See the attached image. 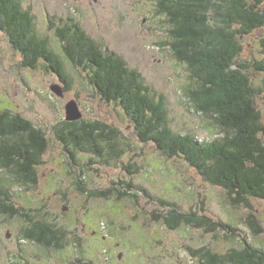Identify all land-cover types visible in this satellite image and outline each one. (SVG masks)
<instances>
[{
  "label": "rangeland",
  "instance_id": "rangeland-1",
  "mask_svg": "<svg viewBox=\"0 0 264 264\" xmlns=\"http://www.w3.org/2000/svg\"><path fill=\"white\" fill-rule=\"evenodd\" d=\"M22 1L35 13L40 33L50 38L63 58L73 89L63 96L55 93L53 84L64 85L59 77L44 65L24 67L21 53L0 30V109L30 119L49 140L35 184H19L10 171L0 167V186L6 183L13 203L28 213V220L49 222L63 230V237L59 244L36 245L21 235L30 225L26 216L0 213V264H74L78 259L87 264H206L196 255L200 248L225 253L242 248L244 238L264 251V199L251 197L252 212L262 227L256 232L247 223L250 211L231 204L226 190L204 180L182 158H169L141 141L120 106L100 98L86 67L66 58L62 43L49 27L50 20L60 24L75 16L104 47L142 72L154 91L166 95L176 131L208 140L222 136L218 126L194 111L189 98L193 79L172 54L167 18L158 11L156 1ZM263 37L264 27L243 38L240 56V62L250 65L248 75L257 86H262L264 76L252 63L264 58ZM255 98L264 121V90ZM72 99L83 114L76 121L99 120L117 131L118 157H100L80 149H73L72 156L67 152L53 126L66 119V105ZM143 187L151 197L139 191ZM159 199L175 202L182 212L205 208L211 217L235 227V233L209 232L186 223L172 229L164 216L158 217L172 211ZM77 239L80 246L73 243Z\"/></svg>",
  "mask_w": 264,
  "mask_h": 264
},
{
  "label": "trees",
  "instance_id": "trees-1",
  "mask_svg": "<svg viewBox=\"0 0 264 264\" xmlns=\"http://www.w3.org/2000/svg\"><path fill=\"white\" fill-rule=\"evenodd\" d=\"M155 1L158 11L167 18L172 54L193 79L189 98L194 111L218 126L222 136L208 140L176 131L166 95L154 91L142 72L130 66L121 54L104 47L75 16L62 19L60 24L50 20L49 27L62 43L66 58L73 65L86 67L100 98L120 106L141 141L169 158H182L204 180L226 190L231 204L250 211L247 223L260 232L251 197L264 199V121L255 98L264 90V77L262 86H257L248 75L250 65L240 62V56L243 38L264 27V0ZM0 30L21 53L24 67L44 65L64 83L66 92L73 89L63 58L50 38L40 33L35 13L22 0H0ZM260 46L264 53V37ZM252 66L264 76V58L255 60ZM53 128L71 156L73 149L109 158L121 153L115 139L117 131L102 121L62 120ZM48 146L42 128L11 109H0V167L10 171L17 183L37 182V166L43 162ZM5 185L0 186V213L23 217ZM139 191L150 193L146 187ZM159 200L172 211L158 217L164 216L172 229L186 223L209 232L235 233V227L211 217L205 208L182 212L175 202ZM28 222L32 223L23 228L24 238L59 243L60 231L49 222ZM243 243L242 248L225 253L200 248L196 255L206 264H264V251L245 238Z\"/></svg>",
  "mask_w": 264,
  "mask_h": 264
},
{
  "label": "water",
  "instance_id": "water-1",
  "mask_svg": "<svg viewBox=\"0 0 264 264\" xmlns=\"http://www.w3.org/2000/svg\"><path fill=\"white\" fill-rule=\"evenodd\" d=\"M52 90L57 93L58 95L63 96L65 93L64 87L59 84L55 83L52 86ZM82 111L79 108L78 101L76 99H72L66 105V119L67 121H76L82 117Z\"/></svg>",
  "mask_w": 264,
  "mask_h": 264
},
{
  "label": "flooded vegetation",
  "instance_id": "flooded-vegetation-1",
  "mask_svg": "<svg viewBox=\"0 0 264 264\" xmlns=\"http://www.w3.org/2000/svg\"><path fill=\"white\" fill-rule=\"evenodd\" d=\"M20 211L22 212V214H24V216H26V215L29 216L28 213H26L25 211H22L21 209H20ZM23 218H29V217H23ZM32 219H33V218H32ZM37 220H38V221H44V220H41V219H38V218H37V219H33V221H37ZM28 221H29V220H28ZM31 223H32V222H30V224H31ZM55 229H58V228H55ZM58 230L60 231V232H59V233H60V238H62V237H63V235H62V234H63V230H62L61 228H59ZM23 231H24V230H23ZM23 234H24V232H22L21 235L23 236ZM8 236H11V233H10V232H9ZM60 240H62V239H60ZM60 240H59V241H60ZM42 242H44V241H42ZM56 242H57V241H56ZM73 243H74L75 246H80L81 241H79V240L77 239V240H75V242H73ZM34 244H36V245H40V246H43V247H44V246H46V245H53V244H56V243H54V242H52V243H50V244H49V243H46V242L41 243L40 241L37 240V241H34ZM58 244H59V243H58ZM76 258H79V257H76ZM78 262H79L80 264H87V263H85V262L82 263L81 261H79V259H78L77 261L75 260L74 264H77Z\"/></svg>",
  "mask_w": 264,
  "mask_h": 264
}]
</instances>
